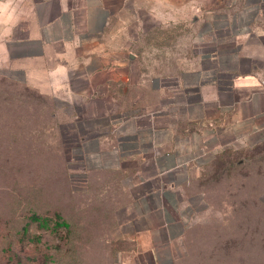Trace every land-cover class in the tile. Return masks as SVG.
Masks as SVG:
<instances>
[{"label": "rangeland", "instance_id": "1", "mask_svg": "<svg viewBox=\"0 0 264 264\" xmlns=\"http://www.w3.org/2000/svg\"><path fill=\"white\" fill-rule=\"evenodd\" d=\"M35 1L0 0V264H264V132L248 150L195 158L208 161L195 174L170 170L186 178L187 196L182 207L187 229L174 248L162 234H129L140 226L133 196L124 189L133 175L93 171L102 160L89 156L87 141L98 130L93 109L102 102L93 98L87 80L81 77L59 94H41L3 62L5 46L23 35ZM107 1L111 14L101 41L108 50H122L128 17L123 5L130 4ZM137 18L143 30L131 49L142 56L141 66L174 71L179 66L174 56L183 54V32L156 27L144 14ZM12 22L19 24L11 27ZM199 51L192 47L193 55ZM212 80L229 82L219 73ZM111 89L118 93L120 87ZM117 97L108 103L112 110L123 103V96Z\"/></svg>", "mask_w": 264, "mask_h": 264}, {"label": "crops", "instance_id": "2", "mask_svg": "<svg viewBox=\"0 0 264 264\" xmlns=\"http://www.w3.org/2000/svg\"><path fill=\"white\" fill-rule=\"evenodd\" d=\"M35 2L23 35L5 46L3 62L41 94H59L75 80H87L93 98L102 102L93 109L98 130L87 141L89 156L102 160L93 171L132 174V185L124 189L133 196L140 226L128 233L162 234L174 248L187 229V196L186 178L170 170L195 174L208 162L195 158L248 150L263 135L264 0H123L130 5H123L128 17L122 50H108L101 41L111 14L107 0ZM137 14L149 16L156 27L183 32L174 71L141 66L142 56L131 49L143 30ZM193 46L199 54H192ZM71 49L81 53L70 56ZM217 73L227 77V86L212 80ZM132 90L134 97L126 101ZM117 96L123 103L112 110L108 103Z\"/></svg>", "mask_w": 264, "mask_h": 264}, {"label": "trees", "instance_id": "3", "mask_svg": "<svg viewBox=\"0 0 264 264\" xmlns=\"http://www.w3.org/2000/svg\"><path fill=\"white\" fill-rule=\"evenodd\" d=\"M39 222V221H38ZM23 231H26V229L25 228H23L22 229ZM4 256H6L7 258H6V261H8V259L11 257V250H10V248H6L5 250H4ZM6 264H9V263H6Z\"/></svg>", "mask_w": 264, "mask_h": 264}]
</instances>
